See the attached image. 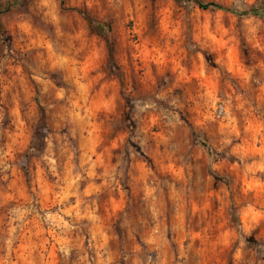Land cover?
<instances>
[{
  "label": "clouds",
  "instance_id": "clouds-1",
  "mask_svg": "<svg viewBox=\"0 0 264 264\" xmlns=\"http://www.w3.org/2000/svg\"><path fill=\"white\" fill-rule=\"evenodd\" d=\"M0 264H264V0H0Z\"/></svg>",
  "mask_w": 264,
  "mask_h": 264
}]
</instances>
